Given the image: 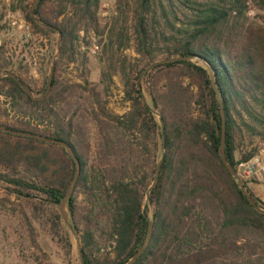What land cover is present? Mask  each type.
Listing matches in <instances>:
<instances>
[{"label": "trees", "instance_id": "obj_1", "mask_svg": "<svg viewBox=\"0 0 264 264\" xmlns=\"http://www.w3.org/2000/svg\"><path fill=\"white\" fill-rule=\"evenodd\" d=\"M34 3L11 0L9 9L21 11L35 33L57 32L46 24L61 31L52 86L35 99L13 76L0 78V96L18 113L14 122L0 125L59 138L73 148L81 173L67 208L85 264H125L142 246L148 218L152 235L133 264H264V214L221 160L220 101L205 64L214 70L225 107L226 157L238 170L258 151H242L245 134L264 137V0H117L119 8L132 12L137 56L125 58L113 72L103 69V90L88 88L87 78L77 84L80 90L64 84L62 66L76 61L78 45L89 44L92 30L106 40V50L127 45V30L117 20L107 33L101 29L102 0H40L34 7L40 22L32 16ZM252 8L257 21L251 20ZM4 18L0 11V35L7 27ZM161 55L196 59L166 62L140 76ZM12 65L3 43L0 74L11 71L34 90ZM115 73L122 74L130 102L123 113L111 111L104 97ZM47 86L48 81L38 95ZM72 88L81 94L72 95ZM150 106L165 122V158L147 201L162 156L161 121ZM90 122L98 128L95 150ZM75 173L63 145L0 129V183L28 206L31 221L65 244L68 264L71 233L55 201L63 200ZM81 195L88 204H81ZM103 249L109 253L103 255Z\"/></svg>", "mask_w": 264, "mask_h": 264}, {"label": "rangeland", "instance_id": "obj_2", "mask_svg": "<svg viewBox=\"0 0 264 264\" xmlns=\"http://www.w3.org/2000/svg\"><path fill=\"white\" fill-rule=\"evenodd\" d=\"M10 1L0 0V11L5 12L4 22L7 24L6 29L0 35V45L5 43L6 56L13 60L12 68L20 70L23 76L31 81L35 95L39 96L40 89L49 80L52 59L57 53L59 34L57 32L35 33L32 24L21 11L9 9ZM34 1L36 0H28L29 3ZM105 3L107 6H104ZM101 7V29L107 33L112 23L117 20L119 26L121 25L128 32V39L124 40L127 45L119 47L118 43H115L106 50L104 47L106 40H102V35L92 30L88 37L89 44L82 42L78 45L76 61L64 63L61 69L62 82L66 85H73L78 90L81 87L77 84H86L85 78L90 82L86 84L88 88L95 86L98 90H103L105 86L102 82L103 69L113 72L125 58L133 59L137 56L133 16L130 9L126 5L119 8L117 0H102ZM256 12L255 8L251 9L250 16L253 21L260 19ZM83 34L81 31L80 35ZM93 43L99 45L97 53L90 51ZM84 51L87 52V58L83 55ZM162 57L166 56L161 55L160 58ZM113 80L111 90L104 97L111 111L123 113L129 109L130 102L124 99L122 74L115 73ZM74 88L71 89L72 95L79 92ZM84 96L86 98L89 95L85 93ZM17 114L9 104V100L4 95L0 96V122H14L18 118ZM88 128L95 150L99 140L98 128L94 122H90ZM263 147L264 137L245 134L242 151L247 152L256 148L259 152ZM247 182L255 194L264 201V175L260 177L254 175ZM79 200L83 205L88 204L84 195H81ZM28 210H30L28 206L19 200L14 192L9 191L0 183V264H68L65 244L49 232L46 226L34 219L31 221L26 213ZM58 210L60 211L59 206ZM70 233L73 243L71 264H80L76 237L71 231ZM101 253L107 255L109 249H103Z\"/></svg>", "mask_w": 264, "mask_h": 264}, {"label": "water", "instance_id": "obj_3", "mask_svg": "<svg viewBox=\"0 0 264 264\" xmlns=\"http://www.w3.org/2000/svg\"><path fill=\"white\" fill-rule=\"evenodd\" d=\"M40 0H36L34 3V6L32 8V16L33 18L37 21L40 22L39 18L34 14V7L39 3ZM48 28H51L53 30H56L59 34V40H58V47H57V53L54 55L53 59H52V64H51V68H50V76H49V80H48V86L46 89V92L42 95L36 96L33 89L29 86H27L26 84L22 83L13 72L11 71H5L2 72L0 74V78L4 77V76H13L14 78H16V80L21 84V86L28 92V94H30V96H32L33 98L37 99V98H41L43 97L51 88L52 86V82H53V77H54V68H55V63H56V59L58 57V55L61 52V41H62V33L60 30L56 29L55 27H53L52 25L46 24L45 25ZM196 57L191 56V55H175V56H166V57H162L159 58L155 61H153L152 63H150L148 66H146L143 71L140 73V76L146 72L149 71L151 69H153L154 67L166 63V62H170V61H177V60H195ZM206 66L209 68L210 71V76H211V80H212V85L213 88L215 90V92L218 95L219 101H220V108H221V114H222V137H221V152H220V156H221V160L224 163L225 167L227 168V170L230 172V174L233 176L234 179H236L239 182L240 188L242 190V192L246 195L247 199L250 201V203L252 204V206L259 211L260 213L264 214V206L259 203L253 196L252 194L249 192L244 179L242 178L241 174L239 173L238 170H235L230 162L228 161L227 157H226V151H225V145H226V114H225V107H224V103L222 100V97L219 93L218 90V85L216 82V76L214 73L213 68L211 67L210 64H208L207 62H205ZM146 104H148V102L146 101ZM151 110L159 116L160 121H161V133H162V156L157 164V168H156V173H155V177H154V181L151 184V186L149 187L148 191H147V201L149 199V192L150 190L157 184L158 180H159V176L161 173V168L163 165V161L165 158V122L163 120V117L161 115V113L155 109L153 106H150ZM0 129L10 132V133H14V134H18V135H24V136H30V137H34V138H38L40 140L46 141V142H52V143H58L63 145L66 150L69 152V154L72 156V158L74 159L75 163H76V173L75 176L71 182L70 187L68 188L66 195L64 196L63 200L60 202H56L55 203L59 206L60 208V213L66 223V225L68 226V228L70 229V231L72 232V234L76 237V241L78 244V250L80 253V264H85L84 261V256H83V252H82V244H81V238H80V234L79 232L74 228L73 224L70 221V216H69V212L67 209V200L70 197V195L72 194V192L74 191L75 187H76V183L79 179L80 173H81V162L79 160V158L77 157V155L75 154L73 148L71 147V145L62 139L59 138H55V137H50V136H43L40 134H35L32 132H25V131H19V130H15L12 128H8L5 126L0 125ZM149 221V228H148V232L147 235L145 237V240L142 244V246L127 260V262L125 264H133L140 256L141 254L144 252V250L146 249L149 240L151 238L152 235V231H153V220L152 218H148Z\"/></svg>", "mask_w": 264, "mask_h": 264}, {"label": "built area", "instance_id": "obj_4", "mask_svg": "<svg viewBox=\"0 0 264 264\" xmlns=\"http://www.w3.org/2000/svg\"><path fill=\"white\" fill-rule=\"evenodd\" d=\"M104 6H107L105 3ZM29 27V26H28ZM99 45L93 43L90 47L92 53H97ZM238 171L245 181H249L254 175L262 176L264 174V147L260 149L250 160L242 161L238 165Z\"/></svg>", "mask_w": 264, "mask_h": 264}, {"label": "crops", "instance_id": "obj_5", "mask_svg": "<svg viewBox=\"0 0 264 264\" xmlns=\"http://www.w3.org/2000/svg\"><path fill=\"white\" fill-rule=\"evenodd\" d=\"M263 175H264V174H263ZM263 175H262V176H263Z\"/></svg>", "mask_w": 264, "mask_h": 264}]
</instances>
